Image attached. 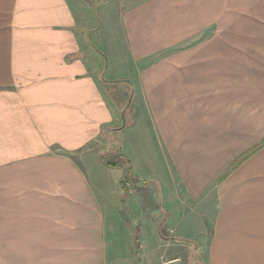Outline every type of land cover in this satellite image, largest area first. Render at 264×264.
Segmentation results:
<instances>
[{
  "label": "crops",
  "instance_id": "obj_1",
  "mask_svg": "<svg viewBox=\"0 0 264 264\" xmlns=\"http://www.w3.org/2000/svg\"><path fill=\"white\" fill-rule=\"evenodd\" d=\"M121 84L150 97L121 114L141 110L167 179L154 232L120 204L145 264H264V147L244 155L264 138V0H0V264H111L79 150L128 126L105 98Z\"/></svg>",
  "mask_w": 264,
  "mask_h": 264
},
{
  "label": "rangeland",
  "instance_id": "obj_2",
  "mask_svg": "<svg viewBox=\"0 0 264 264\" xmlns=\"http://www.w3.org/2000/svg\"><path fill=\"white\" fill-rule=\"evenodd\" d=\"M198 39L199 38L192 40L191 42L180 41L174 47L163 49L160 54L162 56L175 52L180 53L177 55V57L183 58L185 55L189 54L190 49L195 48L194 45L198 43ZM164 50L168 51L164 52ZM185 67V70H187V66ZM195 76L198 77L199 72L192 73L190 79H188V84H191L192 87H194L195 83L198 82L194 79ZM112 87L113 88L111 90H113L112 92L114 95L110 96L109 93H106L105 98L107 99V103L109 107H111V109L115 112V116H119V119L116 122L117 126H122V124H126L128 126H125L123 129H118L112 133L107 131V133L101 135V137H99L97 140L87 143V145L79 150V155L82 157L80 158V163L86 171V178L90 183H92L95 197L97 196V198H100L101 205H104L103 212L106 216L105 234L107 235V238H109V261L111 264L117 263V261L119 264H145V256L143 255V248H141L143 245V240L141 239V236L140 241H136L134 239L135 236H137L139 230H141L139 223L135 222L134 215L136 212H133L130 207L125 205L120 206V204L126 203V200L130 198H133L134 200L137 199V201L140 202L138 204L143 207L144 217L141 216V219L143 218L144 225L146 223L149 224V226H143L144 232L150 234V227H152V232H154V227L149 221L150 219H153L154 222L157 221L155 217V211L157 209V205H159L161 202L159 193L156 192L157 186H155L154 183L160 182L165 184V180L167 179L163 176V174H157L154 171L159 169V167H156L157 160L154 158L152 159L150 155L159 157L157 143L155 144L153 142V130L150 128V123L147 124L145 121L142 122L140 120L142 117L141 110L137 107L138 111H136V107L132 105L125 112L122 111L123 115L121 114V108L123 107L124 102L125 104L128 102L129 95L131 93L130 91L136 88L137 94L134 95L133 93L130 104L150 103V97L148 95L142 94L146 92L145 87L142 85L141 89V86L138 85L134 88L133 84V87L129 88L131 89L129 91H123V88H121L122 84L119 85V88L116 87L114 89V86ZM119 90L122 91V93H120L121 100L119 103H117V99L119 100ZM177 103H184L182 96L179 97ZM121 121H124V123ZM119 122H121V124ZM122 146L123 149H121ZM262 147H264V138L251 147V149H249L244 155L247 156L250 153L252 154L254 150L257 151ZM56 151L58 154H62L64 152L60 149ZM117 153L128 160L129 165L127 167L121 169L105 167L101 168L102 165L99 161V157L101 155H114ZM127 174L128 176L129 174L132 175V184H136L138 191L135 189L133 190L129 181L125 179ZM141 186L143 188L140 190ZM105 198L108 200H111L110 198L114 199V201L111 200L110 202V205L112 203V207L109 205V203L105 204ZM113 202L115 205H113ZM152 213L153 215H151ZM160 214L161 218V210ZM128 246H132L130 252L126 250ZM111 248L115 249L113 254H111L109 251ZM123 253L126 254L123 255ZM159 255H161L159 258L160 264H190L189 262L187 263V259L184 256V251L176 252L164 248L161 250V253L159 252ZM153 261V259L150 260L149 264Z\"/></svg>",
  "mask_w": 264,
  "mask_h": 264
},
{
  "label": "trees",
  "instance_id": "obj_3",
  "mask_svg": "<svg viewBox=\"0 0 264 264\" xmlns=\"http://www.w3.org/2000/svg\"><path fill=\"white\" fill-rule=\"evenodd\" d=\"M99 161L101 163V165L105 168H112V169H121V168H124V167H127L129 164H128V160L125 158V157H122L120 154H103L99 157ZM129 183H130V186L131 188H133V190L135 189L136 191H138V188L136 187V184H132L133 182V178H132V175L127 174L126 178ZM141 188H143L142 186L140 187V190ZM160 233L162 236H167L164 231L161 229L160 230Z\"/></svg>",
  "mask_w": 264,
  "mask_h": 264
},
{
  "label": "water",
  "instance_id": "obj_4",
  "mask_svg": "<svg viewBox=\"0 0 264 264\" xmlns=\"http://www.w3.org/2000/svg\"><path fill=\"white\" fill-rule=\"evenodd\" d=\"M133 91H134V90H132L131 93H130V95H129L128 104L131 102L132 95H133Z\"/></svg>",
  "mask_w": 264,
  "mask_h": 264
},
{
  "label": "built area",
  "instance_id": "obj_5",
  "mask_svg": "<svg viewBox=\"0 0 264 264\" xmlns=\"http://www.w3.org/2000/svg\"><path fill=\"white\" fill-rule=\"evenodd\" d=\"M175 261H177V260H175Z\"/></svg>",
  "mask_w": 264,
  "mask_h": 264
}]
</instances>
